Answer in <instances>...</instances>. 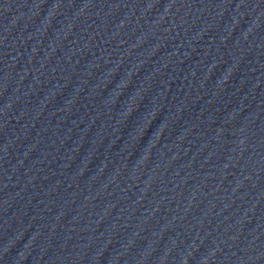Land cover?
Returning <instances> with one entry per match:
<instances>
[{
	"label": "water",
	"instance_id": "95a60500",
	"mask_svg": "<svg viewBox=\"0 0 264 264\" xmlns=\"http://www.w3.org/2000/svg\"><path fill=\"white\" fill-rule=\"evenodd\" d=\"M0 264H264V0H0Z\"/></svg>",
	"mask_w": 264,
	"mask_h": 264
}]
</instances>
